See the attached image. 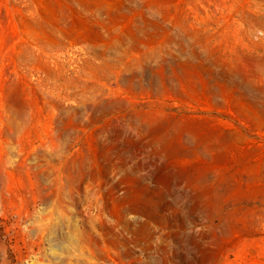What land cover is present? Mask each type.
<instances>
[{"label":"rangeland","instance_id":"obj_1","mask_svg":"<svg viewBox=\"0 0 264 264\" xmlns=\"http://www.w3.org/2000/svg\"><path fill=\"white\" fill-rule=\"evenodd\" d=\"M0 264H264V0H0Z\"/></svg>","mask_w":264,"mask_h":264}]
</instances>
